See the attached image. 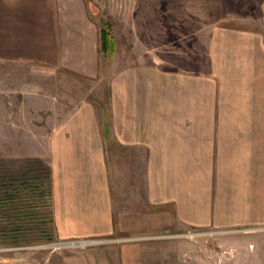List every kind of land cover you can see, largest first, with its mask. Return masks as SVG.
<instances>
[{
	"label": "rangeland",
	"instance_id": "rangeland-1",
	"mask_svg": "<svg viewBox=\"0 0 264 264\" xmlns=\"http://www.w3.org/2000/svg\"><path fill=\"white\" fill-rule=\"evenodd\" d=\"M103 21L113 52L102 51ZM126 118L193 144L172 169L184 166L176 178L194 179L210 210L160 234L60 236L53 172L65 164L53 146H84L92 120L101 179L121 194L123 175L139 174L119 138ZM47 167L51 209L35 194ZM11 188L39 206L34 220L0 210V264H66L129 243L142 245L122 257L144 264H264V0H0V198Z\"/></svg>",
	"mask_w": 264,
	"mask_h": 264
},
{
	"label": "crops",
	"instance_id": "crops-1",
	"mask_svg": "<svg viewBox=\"0 0 264 264\" xmlns=\"http://www.w3.org/2000/svg\"><path fill=\"white\" fill-rule=\"evenodd\" d=\"M131 113L136 114L133 109ZM89 121L93 123L91 125L86 120L90 131L82 132L84 143L87 141L84 146L73 147V143H67L72 145L67 149L61 140L53 146L57 151L58 161L65 164L55 168L53 172L54 210L60 236L70 238L160 234L173 227L178 228L179 225L195 224L194 213L197 210H210V198H196L199 191H196L194 179L191 182H183L182 179L176 178L175 173L183 171L184 166L178 168L175 173L173 171L176 168L172 169L176 160L174 152L184 153V148L193 147L188 140L183 138L184 144L177 146L174 136H163L161 132L158 137H147L139 121L134 118L124 119V123L128 124V131L124 128L119 138L132 154H138L139 174L137 177L135 169L128 175L124 174L123 182H119L122 185L119 194L120 188L113 189L112 182L104 184L101 179L103 171L100 164L103 159L100 157L104 150L99 145V134L94 128V122ZM105 128H109L108 122L105 123ZM57 133L69 138L71 132L63 126ZM103 135L105 139L109 137L105 131ZM71 137L73 138V135ZM179 137L178 139H182V136ZM147 138L154 139L149 148V161L145 157ZM73 142L76 144L74 140ZM207 146L209 147L208 144ZM64 154L71 163L67 164L63 160ZM141 154L144 155L142 165ZM201 185L202 182L197 187L200 188ZM105 192L107 205L104 204ZM141 245L129 243L122 246H99L90 253L67 258L66 264H144L136 258H124L120 252L122 250L125 255L130 256V251L139 250Z\"/></svg>",
	"mask_w": 264,
	"mask_h": 264
},
{
	"label": "trees",
	"instance_id": "trees-1",
	"mask_svg": "<svg viewBox=\"0 0 264 264\" xmlns=\"http://www.w3.org/2000/svg\"><path fill=\"white\" fill-rule=\"evenodd\" d=\"M110 26L106 21L102 22V51L103 52H113L114 51V42L111 38ZM108 132V129L106 128V133ZM47 188L45 191H43L40 188H36L35 190L39 193L37 194V198H39L38 201H40L41 205H44V203H47L48 207L50 209L52 208V193H51V170L47 167ZM12 182H16V180H13ZM27 183V182H26ZM14 185V184H13ZM24 186H28L29 184H23ZM23 187V186H22ZM26 189V188H23ZM6 192V191H5ZM22 190H19V188H11V190L7 189V192L4 194L5 198H0V210H7V211H13L16 213L15 219L24 220V219H32L34 220L35 217L31 215V213L28 212V210H32L33 208H37L39 205V202H34V199L27 196L22 197ZM46 196V197H45ZM1 197V196H0ZM47 198V202H45V199ZM40 205V206H41ZM34 209V210H35ZM28 212V213H27ZM3 217V216H0ZM28 217V218H27ZM4 218H7L4 216Z\"/></svg>",
	"mask_w": 264,
	"mask_h": 264
},
{
	"label": "water",
	"instance_id": "water-1",
	"mask_svg": "<svg viewBox=\"0 0 264 264\" xmlns=\"http://www.w3.org/2000/svg\"><path fill=\"white\" fill-rule=\"evenodd\" d=\"M62 246L64 245V244H61Z\"/></svg>",
	"mask_w": 264,
	"mask_h": 264
}]
</instances>
